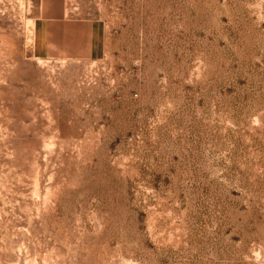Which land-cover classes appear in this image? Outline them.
I'll return each mask as SVG.
<instances>
[{"label": "rangeland", "instance_id": "obj_1", "mask_svg": "<svg viewBox=\"0 0 264 264\" xmlns=\"http://www.w3.org/2000/svg\"><path fill=\"white\" fill-rule=\"evenodd\" d=\"M0 264H264V0H0Z\"/></svg>", "mask_w": 264, "mask_h": 264}]
</instances>
